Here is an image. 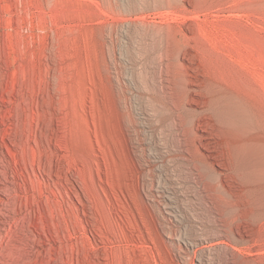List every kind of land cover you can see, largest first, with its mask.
Masks as SVG:
<instances>
[{"label":"rangeland","instance_id":"obj_1","mask_svg":"<svg viewBox=\"0 0 264 264\" xmlns=\"http://www.w3.org/2000/svg\"><path fill=\"white\" fill-rule=\"evenodd\" d=\"M158 1L0 0V264H92L91 252L110 255L97 264L112 255L132 264L125 250L133 264L180 263L139 197L135 155L121 131V24L191 28L202 71L230 74L264 105V0H179L176 16ZM110 25L119 40L113 58ZM249 216L236 225V243L223 237L231 254L222 264L264 263V219Z\"/></svg>","mask_w":264,"mask_h":264},{"label":"bare ground","instance_id":"obj_2","mask_svg":"<svg viewBox=\"0 0 264 264\" xmlns=\"http://www.w3.org/2000/svg\"><path fill=\"white\" fill-rule=\"evenodd\" d=\"M175 1L155 5L176 16L180 1ZM199 4L192 11L199 10ZM171 22L149 25L128 18L121 24L122 74L115 80L121 131L125 146L135 155L139 197L152 205L153 221L157 232L166 237L161 241L170 259L190 264L195 257L193 264H222L231 254L223 237L236 243L240 219L249 215L260 222L264 219V105L240 89L230 74L204 73L192 49L193 30L176 29ZM113 30L110 25L105 37L109 56L119 41ZM196 219L202 227L194 223ZM100 239L105 244L112 240L105 235ZM131 252L125 250L134 261ZM106 253L91 252L90 263L106 259ZM112 256L113 264H122V256Z\"/></svg>","mask_w":264,"mask_h":264}]
</instances>
